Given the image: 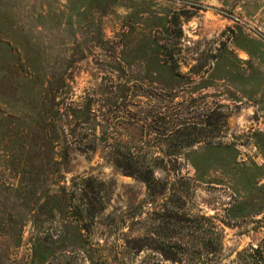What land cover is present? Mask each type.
Segmentation results:
<instances>
[{"label":"rangeland","instance_id":"1","mask_svg":"<svg viewBox=\"0 0 264 264\" xmlns=\"http://www.w3.org/2000/svg\"><path fill=\"white\" fill-rule=\"evenodd\" d=\"M0 264H264V0H0Z\"/></svg>","mask_w":264,"mask_h":264},{"label":"trees","instance_id":"2","mask_svg":"<svg viewBox=\"0 0 264 264\" xmlns=\"http://www.w3.org/2000/svg\"><path fill=\"white\" fill-rule=\"evenodd\" d=\"M210 123H211V122H209V125L211 126ZM216 124H217V123L214 122V126H216ZM190 143H191V142H189V143H185V144H188V145H189ZM141 177H142V178L144 179V181L146 182L148 188H149L150 190L153 189L154 179L151 178L150 176H148L147 174H144L143 172L141 173ZM86 197H87V196H85V198H86ZM85 205H86L87 208H84V209H86V211H88V215H89V216H92V215H93V212H94V210H95L94 205L91 204L90 202H89V203L86 202ZM77 208H78V214L81 213L80 211H83L82 208H81V209L79 208V206H77Z\"/></svg>","mask_w":264,"mask_h":264}]
</instances>
